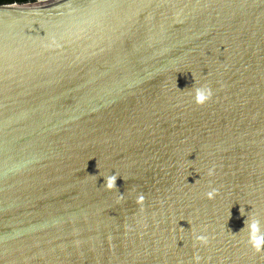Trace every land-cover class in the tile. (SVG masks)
Instances as JSON below:
<instances>
[{
    "label": "water",
    "instance_id": "water-1",
    "mask_svg": "<svg viewBox=\"0 0 264 264\" xmlns=\"http://www.w3.org/2000/svg\"><path fill=\"white\" fill-rule=\"evenodd\" d=\"M29 4L0 12V264H264V0L0 8Z\"/></svg>",
    "mask_w": 264,
    "mask_h": 264
},
{
    "label": "clouds",
    "instance_id": "clouds-1",
    "mask_svg": "<svg viewBox=\"0 0 264 264\" xmlns=\"http://www.w3.org/2000/svg\"><path fill=\"white\" fill-rule=\"evenodd\" d=\"M33 2L40 3L42 2V0H33ZM211 96H212V92L207 86L195 88L194 98H195V103L197 105H204L210 100ZM117 177L118 174H112L105 177V188L107 190L115 189ZM216 194H217L216 189H212L211 191L206 193L208 199H213ZM120 198L122 199L123 195H121ZM143 200H144V196L142 194L137 196L138 203H142ZM244 231H247L248 233V243L251 246V248L257 253L264 252V229H262L261 227V221L257 219L255 216L250 217L249 220L246 222ZM197 239L202 243L207 242L205 236H198ZM195 259L199 261L198 256Z\"/></svg>",
    "mask_w": 264,
    "mask_h": 264
},
{
    "label": "trees",
    "instance_id": "trees-1",
    "mask_svg": "<svg viewBox=\"0 0 264 264\" xmlns=\"http://www.w3.org/2000/svg\"><path fill=\"white\" fill-rule=\"evenodd\" d=\"M35 3L33 0H0V6L2 5H11V4H27Z\"/></svg>",
    "mask_w": 264,
    "mask_h": 264
},
{
    "label": "bare ground",
    "instance_id": "bare-ground-1",
    "mask_svg": "<svg viewBox=\"0 0 264 264\" xmlns=\"http://www.w3.org/2000/svg\"><path fill=\"white\" fill-rule=\"evenodd\" d=\"M45 0H42V2H44ZM41 3V2H40ZM38 4V3H36ZM32 5H35V4H29V5H25V6H9V7H2L0 8V12H9V11H13V10H17V9H21V8H25V7H29V6H32Z\"/></svg>",
    "mask_w": 264,
    "mask_h": 264
}]
</instances>
